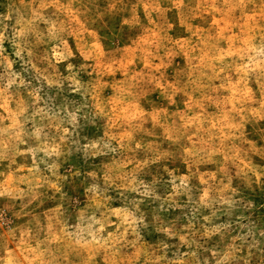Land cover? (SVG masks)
<instances>
[{
  "label": "rangeland",
  "instance_id": "374dc122",
  "mask_svg": "<svg viewBox=\"0 0 264 264\" xmlns=\"http://www.w3.org/2000/svg\"><path fill=\"white\" fill-rule=\"evenodd\" d=\"M0 264H264V0H0Z\"/></svg>",
  "mask_w": 264,
  "mask_h": 264
}]
</instances>
